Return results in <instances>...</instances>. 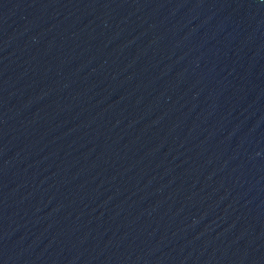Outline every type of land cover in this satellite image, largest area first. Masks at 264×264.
Instances as JSON below:
<instances>
[{
  "label": "water",
  "instance_id": "obj_1",
  "mask_svg": "<svg viewBox=\"0 0 264 264\" xmlns=\"http://www.w3.org/2000/svg\"><path fill=\"white\" fill-rule=\"evenodd\" d=\"M0 264H264V0H0Z\"/></svg>",
  "mask_w": 264,
  "mask_h": 264
}]
</instances>
